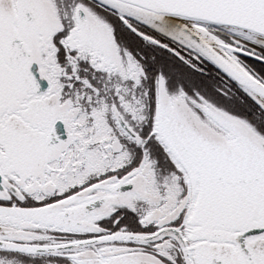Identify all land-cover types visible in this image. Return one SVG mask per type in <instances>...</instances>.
Segmentation results:
<instances>
[{"label":"snow or ice","instance_id":"obj_1","mask_svg":"<svg viewBox=\"0 0 264 264\" xmlns=\"http://www.w3.org/2000/svg\"><path fill=\"white\" fill-rule=\"evenodd\" d=\"M0 264H264V0H0Z\"/></svg>","mask_w":264,"mask_h":264}]
</instances>
